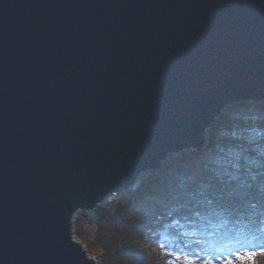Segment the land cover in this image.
<instances>
[{
    "label": "water",
    "instance_id": "1",
    "mask_svg": "<svg viewBox=\"0 0 264 264\" xmlns=\"http://www.w3.org/2000/svg\"><path fill=\"white\" fill-rule=\"evenodd\" d=\"M264 102V0H0V264H96L90 210Z\"/></svg>",
    "mask_w": 264,
    "mask_h": 264
},
{
    "label": "trees",
    "instance_id": "2",
    "mask_svg": "<svg viewBox=\"0 0 264 264\" xmlns=\"http://www.w3.org/2000/svg\"><path fill=\"white\" fill-rule=\"evenodd\" d=\"M227 113L209 131L205 149L169 158L132 190L109 197L90 214L76 215L75 236L99 264H163L148 249L157 232L183 248V232L190 226L224 214L236 224L246 221L250 229L262 227L257 236L264 239V168L248 163L264 161L258 156L264 151V106L244 103Z\"/></svg>",
    "mask_w": 264,
    "mask_h": 264
},
{
    "label": "rangeland",
    "instance_id": "3",
    "mask_svg": "<svg viewBox=\"0 0 264 264\" xmlns=\"http://www.w3.org/2000/svg\"><path fill=\"white\" fill-rule=\"evenodd\" d=\"M262 102V101H261ZM249 104H254L252 102H249ZM262 104V103H261ZM226 110V109H225ZM228 110V109H227ZM226 111H223V113L216 118L215 123L210 127V130L212 128H215L217 126H219L224 120L227 119L229 117L228 113ZM209 133V132H207ZM208 136L209 134H205L204 135V139L205 141L208 140ZM206 148V146H205ZM203 148H199V147H190L188 149H185L184 152H177V153H173L171 155H169V157L167 158V160L164 161V163L161 164V168H164L165 165L169 162V158H176V157H180L185 155L186 153L195 151V150H202ZM158 169V170H159ZM156 170V171H158ZM154 171V172H156ZM154 172H144L143 174H141L139 176V178L136 180V184L138 182V180L150 173H154ZM135 184V185H136ZM135 187V186H133ZM114 196V195H113ZM112 197V196H110ZM85 212L87 210H81V209H77L74 213V218H73V222L74 219L76 217V215L79 214V212ZM89 213H92L93 210H89ZM88 214V213H87ZM220 221L223 220H219V221H212V219H207V222H200L199 224H197L196 226H193L186 230L184 233L185 238H186V248H173V244L171 242V240L169 239V237L167 235H165V233L163 232H157L156 234V238L154 241V245L148 249H151L152 252H155V254L161 259L163 264H183V261H175V255H180L182 258L183 257H188L191 258L193 260L196 261V264H206V262H204V258L208 257L207 251H204L203 254V258L202 260H200L201 258H199L197 255H195L194 253H190L189 249H194V242H199V238L201 237L202 234L204 233H208V234H214V233H218V236L214 238V242L219 246H223V243H228L230 241L234 240H238L239 244H242L240 246H233L230 248L223 246L221 249V252L223 254V257L221 258H216V264H249V257H251L252 260V264H264V255H260L259 252L260 250L264 249V240L262 239H257L255 237V234H253L255 232V230H253L252 233H248V232H244L243 229L244 227L238 226V227H234V224L232 223H228L226 222H221ZM73 222H72V236L76 241H79L76 236H75V230L73 227ZM219 223V224H218ZM231 230L233 231V233H231V235H226L228 233V231ZM256 230L261 231L262 227H258L256 228ZM254 235V237H253ZM234 238V239H233ZM164 245V248H161V245ZM230 250H233L234 252H230ZM87 254L91 257L93 256L95 262L97 264H99V262L97 261L96 257L87 249ZM172 253L173 255H165V253ZM255 253V255H253Z\"/></svg>",
    "mask_w": 264,
    "mask_h": 264
},
{
    "label": "bare ground",
    "instance_id": "4",
    "mask_svg": "<svg viewBox=\"0 0 264 264\" xmlns=\"http://www.w3.org/2000/svg\"><path fill=\"white\" fill-rule=\"evenodd\" d=\"M246 104V103H249V101L248 102H246L245 100H241V101H237V102H234L233 104H230V105H227L226 106V110L227 109H229L231 106H234V105H239V104ZM252 103H256V104H259V103H262V105L264 106V102H261V101H252ZM226 110H224V111H226ZM210 130L208 129V130H206V134H208L207 132H209ZM206 145H207V141H206ZM205 145V146H206ZM203 149H205V147H202ZM202 149V150H203ZM167 160V159H166ZM164 161L165 160H163V161H161L160 163L162 164V163H164ZM139 176H140V174L138 175V177H137V179L139 178ZM136 179V180H137ZM136 180H135V184H136ZM135 184H133V185H131V186H129L128 188H125L122 192H124V191H130V190H132L134 187L133 186H135ZM121 193V192H120ZM120 193H115L114 195H119ZM111 196H113V195H111ZM99 205V204H98ZM97 206V205H96ZM95 206V207H96ZM94 207V208H95ZM94 208L93 209H90V210H94ZM85 211V210H84ZM87 213H89L90 211L88 210V211H86ZM93 212V211H92ZM74 213H75V211H74ZM74 213L71 215V225H72V222H73V216H74ZM90 214V213H89ZM242 213H239V217H242V215H241ZM247 214V213H246ZM72 227V226H71ZM151 229H153V228H151ZM218 236V233H214V234H208V233H204V234H202L201 235V237L199 238V242H194V249H189V252L190 253H194L195 255H197L199 258H201L200 260H202V258H203V256H204V254H203V252L204 251H207V254H208V257L207 258H204V262H206V264H216L217 262H216V258L218 257V258H221V257H223V254H222V252H221V249H222V247L223 246H225V247H228V248H230L231 249V247H235V246H240V245H242V244H239L238 243V240H234V242L232 241V242H228V243H223L222 245L223 246H219L218 247V245L214 242V238L215 237H217ZM75 240V239H74ZM155 241V240H154ZM76 242H80V244H81V247H82V249H84V251L87 253V248H86V246L84 245V243L83 242H81L80 240L79 241H76ZM153 245H154V242L152 243ZM230 252H234L233 250H230ZM205 253V252H204ZM203 255V256H202ZM87 256L90 258V256L87 254ZM97 264V263H96Z\"/></svg>",
    "mask_w": 264,
    "mask_h": 264
},
{
    "label": "clouds",
    "instance_id": "5",
    "mask_svg": "<svg viewBox=\"0 0 264 264\" xmlns=\"http://www.w3.org/2000/svg\"><path fill=\"white\" fill-rule=\"evenodd\" d=\"M258 156H264V151L262 152H258ZM248 163L250 164L251 167H254V168H264V161L260 160V159H254V160H250L248 161ZM212 211L213 213L217 212L218 210H210ZM199 219V215H197V220ZM260 255H264V249L260 250L259 252ZM255 255V253L253 254ZM249 264H252V260H251V257H249Z\"/></svg>",
    "mask_w": 264,
    "mask_h": 264
},
{
    "label": "snow or ice",
    "instance_id": "6",
    "mask_svg": "<svg viewBox=\"0 0 264 264\" xmlns=\"http://www.w3.org/2000/svg\"><path fill=\"white\" fill-rule=\"evenodd\" d=\"M161 248H164V245H161ZM165 255H173L172 253H165ZM175 261H183V264H196V261L188 258V257H181L180 255H175Z\"/></svg>",
    "mask_w": 264,
    "mask_h": 264
}]
</instances>
